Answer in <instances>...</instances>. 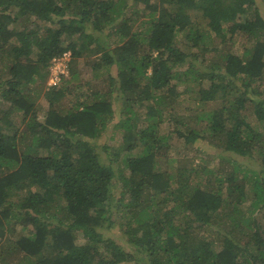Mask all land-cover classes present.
I'll use <instances>...</instances> for the list:
<instances>
[{
    "label": "trees",
    "instance_id": "1",
    "mask_svg": "<svg viewBox=\"0 0 264 264\" xmlns=\"http://www.w3.org/2000/svg\"><path fill=\"white\" fill-rule=\"evenodd\" d=\"M134 4L135 19L124 16L123 0H0V264L18 252L20 264H264L263 226L251 217L236 219L249 197L251 207H264V175L243 170L237 160L262 154L264 161V127L258 128L264 126V16L257 0ZM138 19L148 27L135 29ZM226 32L247 33L250 45L239 55L205 57L220 51L211 47L213 38ZM68 50V82L78 78L80 58L91 54L96 77L113 65L116 76L108 75L107 93L94 88L87 101L67 111L56 107L66 88L52 87L45 92V120H39L33 94L39 70L48 76L51 59ZM193 59L211 70H199ZM194 91L200 104L221 100L223 106L200 115L169 109ZM249 101L258 126L243 113ZM120 104L116 170L100 160L94 141ZM15 113L27 131L21 133ZM167 113L169 131L162 132ZM172 137L211 144L239 168L221 176L210 169L216 188H190L194 168L178 161V185L172 187V175L156 167L159 157L172 154ZM122 205L126 242L103 231L113 223L112 209ZM222 212L231 229L216 225L224 233L215 252L197 228L213 226L212 217ZM241 222L246 233L235 237L231 232Z\"/></svg>",
    "mask_w": 264,
    "mask_h": 264
},
{
    "label": "rangeland",
    "instance_id": "2",
    "mask_svg": "<svg viewBox=\"0 0 264 264\" xmlns=\"http://www.w3.org/2000/svg\"><path fill=\"white\" fill-rule=\"evenodd\" d=\"M121 1V0H120ZM123 3L126 4V7L124 9V16L125 17H132L135 19V16H133V12L137 13V7L134 4V0H123ZM257 5L259 6V10L264 16V3L262 0H257ZM139 9L143 8L142 4L138 5ZM254 16V11L249 12L248 17ZM148 15L141 17L140 19H147ZM138 19L135 29L141 30L142 28H147V25L141 24L142 21ZM55 26V25H54ZM57 26V25H56ZM203 26V25H202ZM78 36V35H76ZM110 37L109 39H111ZM248 34L247 33H236L234 35H230L229 33H225V36H215L213 38V44L211 47H214L215 45L220 48V51L218 52H213L209 51L206 56H215V57H220L221 54L223 53H232V54H242L245 46L250 45V42L247 40ZM225 41H224V40ZM264 40V37L262 38ZM223 40V41H222ZM222 41V42H221ZM76 42H82L80 38L76 40ZM122 43V42H120ZM182 48H185L186 45L182 44ZM194 53H197L198 50L195 48ZM203 55L200 57V59H203ZM69 58V68L71 64L72 57ZM91 59V61H90ZM96 59L95 54H91L90 57L84 56L83 58H80L79 64H77L78 68V78H75L72 81H67L69 78V68L68 72L64 77H62L60 83L56 86H52L49 84V79H50V67H49V74L48 76H45L44 73L39 70V81L36 83L34 95L37 98V111L39 112V120H45V115L44 112L48 109V100L45 97V92L47 90L52 89V87H64L66 88V93L67 96L64 97L60 103L56 104V107H59L58 109H62L63 111L69 110L73 105H76L79 100H88L89 97L96 91V89L99 88V90H105L106 93L109 90L110 86V81H109V74H112L113 76H116L117 73V66L113 65L109 67V70L105 69L99 77L95 76V70L92 67V60ZM89 60V61H88ZM194 63L196 64V67H198L199 70L201 71H206L209 72L211 70V67L207 64L201 63L197 59H193ZM50 63V62H49ZM5 64V62H4ZM185 68V67H184ZM0 70H4V65L0 60ZM108 72V74H107ZM241 82L242 80H238ZM189 82V81H188ZM203 84L207 86L210 84V79L204 78L202 79ZM262 85H264V81H262ZM180 90L184 86V82H180ZM189 84V83H188ZM76 86L77 88H73V86ZM35 86V85H34ZM33 86V87H34ZM197 84L195 85V87ZM256 87V83L252 85ZM96 88V89H94ZM240 92V89H236V93ZM110 97L113 100V97L115 98L116 95L113 94V91L110 93ZM195 91L191 94H184L183 96H180L178 100H176V103L172 106L169 107V109H180L181 112H187L186 109L190 108L192 109L191 114H203V113H210L216 108H220L223 106V102L221 100L218 101H210L204 104H200L199 101H197L194 97ZM254 96V95H253ZM254 98H257L256 96ZM256 100V99H255ZM180 101V102H179ZM247 107L243 111V113L248 117L249 122L252 124H257L258 126V121L257 118H255L254 115V106L255 102H247ZM115 108L119 109L117 111V114L113 117H108L107 121V128L106 130L101 134L99 138H97L94 142V145L96 146L95 151L96 153L100 154V160L104 163H109L113 165L116 170L117 169V160H121V158H117L116 155V147L119 146L121 143V134L122 131L119 129V127L116 126V122L118 123V120L115 119L118 118V113L122 111V104L120 105H115ZM169 114H166L164 124L161 125V131L163 132H168L169 128L168 126L170 125L169 123ZM13 119L15 124L19 127L21 133L27 131V126L26 123L22 121V115L19 113H15L13 115ZM119 119V118H118ZM120 121V120H119ZM264 126H260L258 128H263ZM171 129V128H170ZM30 131V130H29ZM171 145L173 146L172 148V154L168 153V155L164 157H159V160L157 161V169H161L162 171H167L172 175V187H176L178 185V182H176V178L178 177V174H180L179 169H178V161L183 162L182 164L184 165L185 163L189 164V168L193 167L194 168V173L193 176L194 178L191 180L190 183V188H194L197 185H201L203 189H207L208 187H217L218 180L216 179V175L212 176L210 173V169L213 170L215 173L222 175L223 172L226 173L228 172L229 169L233 168L236 166L239 168L238 164L234 161L232 162L231 160L229 161L226 159V155L228 153H223L222 151H219L216 149L214 146L211 144H207L206 142H199L195 143L194 145L190 144H185L181 140H177L176 138L172 137L170 138ZM26 146V145H23ZM175 150V151H174ZM142 151V148L139 147L132 151V155H136ZM171 154V155H170ZM117 159V160H116ZM239 163L242 165L240 167H243V170L245 171H256L260 175H264V161H263V155L261 154L260 156H257L255 158H250V157H239L237 159ZM190 161V163L188 162ZM240 175L243 176V172H240ZM246 185L249 187L250 192L252 193V186L251 183H248L246 180ZM188 190V189H187ZM189 191V190H188ZM253 194V193H252ZM115 196L117 198L121 197V189H120V184L119 187L115 188ZM39 198V197H38ZM12 199H15L14 197ZM127 201V199H126ZM252 201V198L249 197L248 201L241 206L242 208V213L236 217L237 220H241L242 216L244 218H254L257 220L261 226L264 228V207H251L252 205L250 204ZM250 206V207H249ZM113 214V223L110 228L103 229V231L106 233L107 236L113 237L117 239L118 241L126 242L127 240V235L125 230L127 229L126 226V221L127 216V208L122 205L120 208H113L112 209ZM227 212H222V214H214L212 217V220L215 221V224L213 226H204L201 228H197L198 232L202 235H205L206 238L212 242L211 246L215 250V252H218L222 248V240H223V227L227 226V229L230 230L231 228L228 226V223H226V214ZM181 220L184 219V213L180 214ZM220 226L222 229H219L218 226ZM20 225L17 226V230L20 229ZM235 237H244L246 231L244 230V226L242 222L240 223L238 229L234 228L233 231L231 232ZM77 234L79 238H81V233L80 231H77ZM19 254V255H18ZM22 257V255L18 252L17 254L13 256H8L7 263L5 264H20L19 259ZM32 260V259H31ZM28 259L25 262H31ZM123 264H134L132 262L129 263H123Z\"/></svg>",
    "mask_w": 264,
    "mask_h": 264
},
{
    "label": "built area",
    "instance_id": "3",
    "mask_svg": "<svg viewBox=\"0 0 264 264\" xmlns=\"http://www.w3.org/2000/svg\"><path fill=\"white\" fill-rule=\"evenodd\" d=\"M71 51H66L61 55L55 56L50 62V79L49 84L56 86L60 83L62 77L66 75L69 68V58Z\"/></svg>",
    "mask_w": 264,
    "mask_h": 264
},
{
    "label": "clouds",
    "instance_id": "4",
    "mask_svg": "<svg viewBox=\"0 0 264 264\" xmlns=\"http://www.w3.org/2000/svg\"><path fill=\"white\" fill-rule=\"evenodd\" d=\"M68 51H70V50H68ZM52 60V59H51ZM51 62V61H50ZM50 67V66H49Z\"/></svg>",
    "mask_w": 264,
    "mask_h": 264
}]
</instances>
